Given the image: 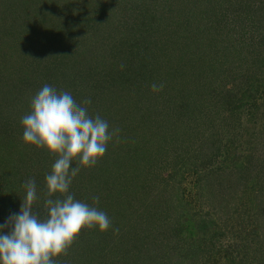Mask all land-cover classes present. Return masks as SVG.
Listing matches in <instances>:
<instances>
[{
  "label": "trees",
  "instance_id": "16d2710c",
  "mask_svg": "<svg viewBox=\"0 0 264 264\" xmlns=\"http://www.w3.org/2000/svg\"><path fill=\"white\" fill-rule=\"evenodd\" d=\"M45 44L63 62L40 67ZM44 84L120 129L73 179L97 177L99 204L70 186L112 226L82 229L58 264H264V0H0V224L30 178L46 215L55 157L21 125Z\"/></svg>",
  "mask_w": 264,
  "mask_h": 264
},
{
  "label": "clouds",
  "instance_id": "9594fccd",
  "mask_svg": "<svg viewBox=\"0 0 264 264\" xmlns=\"http://www.w3.org/2000/svg\"><path fill=\"white\" fill-rule=\"evenodd\" d=\"M163 87V83L151 86L154 92ZM90 104V99L77 102L71 92L49 84L32 97L30 112L21 118L22 139L55 157L45 176L46 215L41 218L32 210L38 196L36 181L30 178L22 185L26 195L19 213L0 224V264H58L56 258L67 255L82 229L105 232L112 226L107 214L93 206L99 204V196L92 197L89 205L70 192L81 169L94 167L114 138L119 142L120 129H110L99 114L90 115Z\"/></svg>",
  "mask_w": 264,
  "mask_h": 264
},
{
  "label": "rangeland",
  "instance_id": "374dc122",
  "mask_svg": "<svg viewBox=\"0 0 264 264\" xmlns=\"http://www.w3.org/2000/svg\"><path fill=\"white\" fill-rule=\"evenodd\" d=\"M31 20L33 21V20H35V18L34 17H32L31 18ZM22 38V37H21ZM6 39H7V41L9 42V40L11 39V36L10 35H7V37H6ZM20 41L21 40H17V42L18 43H20ZM26 41H28V40H26ZM23 42H25L24 40H23ZM24 44V43H23ZM34 47H36L34 50V52L36 53V54H38V56L40 57V60H39V65H40V67H45V66H47L46 64H48L49 62H51V61H53V59H54V62L56 63V64H59V63H61V61L62 60H60V59H57L56 58V56H51L50 55V51H51V49L50 48H53V50H55V46H47V44H45V45H43V46H34ZM42 47V48H41ZM35 53H33V61L35 62L36 60V58H35ZM63 62V61H62ZM4 138V137H3ZM176 146H177V144L174 146V144H169V143H167L166 144V147H165V149L167 150L168 149V152L164 155L163 154V156H165V159H168V157L170 156L169 154H171L172 153V151L176 148ZM40 156L42 155V154H44L45 153V151H44V153H41V152H37ZM86 174H90V173H85V175H84V178L83 179H81V180H79L78 179V182H79V184L80 185H76L75 186V183L77 182V181H75V180H73L72 181V186H74V188H77V187H80V190H81V188L82 189H84V190H86V192H87V194L86 195H88L89 197H94V194L95 193H97L95 190H93L92 188L93 187H95V186H97L98 184H99V182H98V178L97 177H95V176H93V175H91V178L94 180V182L92 181V180H87V179H90L89 177H87V175ZM165 173H163V175H164ZM151 180H153V179H151ZM186 182H187V185H186V190H188V189H190V187H191V178L190 177H188V179L186 180ZM233 188L234 189H237V187L235 188V187H231V188H228V192H229V195H225V198L226 199H228V201L229 202H233V201H231V198H236V195H234V193H231L230 194V192L233 190ZM156 191L154 190V188H152V186L150 187V189H149V191H148V193L150 194V193H155ZM148 197H150V196H148ZM161 197H163V196H161ZM160 196L158 197L159 198V200H158V202H161V200H163L164 198H161ZM150 198H152V197H150ZM157 197H154L153 199H156ZM99 201H101V199H99ZM160 206V208H166V206H161V205H159ZM172 206V205H171ZM170 212H173V211H170ZM118 254H116V255H113V256H117ZM112 256V257H113Z\"/></svg>",
  "mask_w": 264,
  "mask_h": 264
}]
</instances>
